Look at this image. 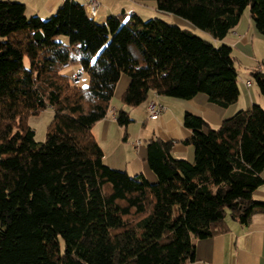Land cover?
Segmentation results:
<instances>
[{"label":"trees","instance_id":"trees-1","mask_svg":"<svg viewBox=\"0 0 264 264\" xmlns=\"http://www.w3.org/2000/svg\"><path fill=\"white\" fill-rule=\"evenodd\" d=\"M155 1L218 40L248 7L264 36V0ZM263 65L249 74L264 98ZM76 68L86 85L73 81ZM121 74L129 106L150 90L180 99L204 93L222 107L239 95L232 48L189 28L134 14L99 22L74 0L45 19L27 17L22 2L0 0V264H186L192 239L226 231L227 216L247 224L264 212L253 197L264 169L258 103L216 128L186 111L192 162L172 157V140L147 139L153 183L107 166L91 129ZM45 109L52 119L37 142L27 120ZM115 120L125 139L131 117L119 109Z\"/></svg>","mask_w":264,"mask_h":264},{"label":"crops","instance_id":"crops-1","mask_svg":"<svg viewBox=\"0 0 264 264\" xmlns=\"http://www.w3.org/2000/svg\"><path fill=\"white\" fill-rule=\"evenodd\" d=\"M9 1L22 2L27 17L35 15L45 19L53 14L64 0ZM74 1L83 6L87 2V0ZM132 14L142 19L166 17L171 23L189 28L216 45L221 43L229 45L235 57L238 77L242 76L240 80L238 78V98L227 107L210 102L204 93H197L188 99H180L159 95L153 90L148 92L145 101L136 106H129L121 100V95L129 83V77L121 74L105 117L93 125L91 132L103 152V160L107 166L124 170L129 175L142 174L153 183L156 181V176L146 159L147 139L159 137L163 140H172V157L193 161V149L190 144L184 142L192 135L191 130L183 125V115L186 111L201 116L211 128H216L223 119L232 116L238 110L247 109L253 103L260 104L261 96L257 93L259 90L256 83L244 77L246 75L251 77L248 72L259 67L264 61V36L257 31L248 7L241 13L237 24L220 40L177 15L159 10L155 0H100L94 19L102 22L109 16L124 15L128 18ZM247 80L250 81L249 86H245ZM151 101L156 106L162 107L159 114L153 118L148 116V106ZM119 109L126 110L133 121L132 125L129 123L125 128L127 133L125 139H123L124 129L115 120V114ZM261 177L263 183L253 191L256 200H264V169L261 171ZM226 224L227 230L224 232L207 238L192 239L195 255L194 259L186 264H264V212L253 213L247 224L227 216Z\"/></svg>","mask_w":264,"mask_h":264},{"label":"rangeland","instance_id":"rangeland-1","mask_svg":"<svg viewBox=\"0 0 264 264\" xmlns=\"http://www.w3.org/2000/svg\"><path fill=\"white\" fill-rule=\"evenodd\" d=\"M161 19L170 22V19H168L166 17H162ZM197 31H199V30H197ZM63 39H65V36H59V40H63ZM131 47L135 51L137 56L140 58L137 49L134 46H131ZM248 74H249V72H248ZM239 76H240V78L239 77L238 78L240 80L242 76L241 75H239ZM244 78H248V79H251V81H253L252 78L248 77L247 75ZM88 80H89L88 76L86 74H84L83 77L78 81V85H86L88 83ZM253 85L255 86L254 82H253ZM255 88H256V86H255ZM257 93L260 95V93L258 91H257ZM260 104H262V106L264 108V98L262 96H261ZM52 114L53 113H52V111L50 109H45V110H42V111L38 112L37 114H32V115H30L28 117L27 123L34 130V139H35V141H37V142L44 141V139L46 137L47 126H48V124L50 123V121L52 119ZM130 124L132 125L133 121H131ZM191 147L193 149V157H194V147L192 145H191ZM112 169H115V168H112ZM116 170H119V169H116Z\"/></svg>","mask_w":264,"mask_h":264},{"label":"built area","instance_id":"built-area-1","mask_svg":"<svg viewBox=\"0 0 264 264\" xmlns=\"http://www.w3.org/2000/svg\"><path fill=\"white\" fill-rule=\"evenodd\" d=\"M100 5V0H87V2L84 5L85 12L88 16L94 18L97 14L98 8ZM69 63L65 62L63 64V67H68ZM263 71H264V65H263ZM84 71L82 68H76L72 72V78L74 82H78L83 77ZM250 81L245 82V86H249ZM162 107L156 106V104L151 101L148 106V116L153 118L156 117L159 114V111Z\"/></svg>","mask_w":264,"mask_h":264}]
</instances>
